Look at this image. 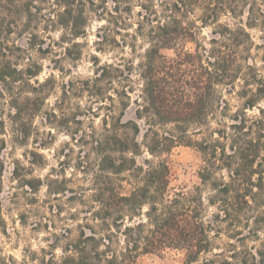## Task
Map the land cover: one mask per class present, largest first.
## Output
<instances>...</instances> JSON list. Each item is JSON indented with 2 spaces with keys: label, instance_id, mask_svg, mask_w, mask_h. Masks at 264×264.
<instances>
[{
  "label": "trees",
  "instance_id": "obj_1",
  "mask_svg": "<svg viewBox=\"0 0 264 264\" xmlns=\"http://www.w3.org/2000/svg\"><path fill=\"white\" fill-rule=\"evenodd\" d=\"M50 1L53 8L47 19L42 18L43 29L60 28L63 43L78 44L74 40L86 34L89 13L99 6L97 1L102 2L108 23L98 34L101 51L106 45L119 43L113 36L118 30L112 26L128 29L134 7L139 8L135 33L132 42L125 38L122 45L136 53L135 40L139 36L147 40L137 62L123 57L119 62L105 63L99 66L92 84L95 93L105 99L106 90L112 89L114 96L108 97L121 111L110 126L107 118L103 119V132L95 140L99 161L92 200L97 206L85 218L81 234L65 250L63 264H132L141 253L167 249L183 251V264H194L212 245V226L204 220L200 186L172 190L171 170L165 161L139 162L138 157L143 146L153 156L178 144L195 147L205 162L199 177L215 191L210 201L219 204L223 218H241L259 211L264 201V132L260 130L258 138H244L245 115L239 122L226 124L217 111L228 107L220 86L233 92L241 81L238 93L249 108L262 97L261 88H252L262 78L256 65L249 62L254 43L248 29L260 27L264 31V0H111L110 8L109 0ZM19 15L23 31H28L33 21L36 26L32 29H38L42 22L31 10H21ZM204 28H210L208 35L203 34ZM30 35L32 47L43 41L37 31ZM55 45L59 43L54 41L50 49ZM38 47L43 51L41 45ZM66 49L70 55L71 49ZM162 49H172L174 55L168 56ZM18 50L21 53L15 59L6 52L0 55V95H9L15 139L22 143L28 140L31 120L45 100L38 90L46 83H32L41 65L27 56L32 62L21 67L19 61L25 59L26 52L20 46ZM136 91V118L146 126L144 142L138 140V121L123 120ZM210 119L218 126L210 128ZM0 124L3 128L4 121ZM228 128L233 130L231 135ZM229 138L233 142L227 147L222 140ZM1 142L5 144L4 139ZM221 169L227 171V180L218 178ZM25 181L34 188L40 180ZM254 222L264 227V210L254 216ZM260 245L243 255L209 259L204 264H264V239Z\"/></svg>",
  "mask_w": 264,
  "mask_h": 264
},
{
  "label": "rangeland",
  "instance_id": "obj_2",
  "mask_svg": "<svg viewBox=\"0 0 264 264\" xmlns=\"http://www.w3.org/2000/svg\"><path fill=\"white\" fill-rule=\"evenodd\" d=\"M97 3L99 6L89 13L86 34L74 40L78 44L73 46L69 42H62L64 31L60 28L50 31L43 29L45 21L42 18L47 19L53 8L50 0H0V55L6 52L15 59L21 53L18 50L20 46L26 52L25 59L19 61L20 66H28L32 61L26 58L30 56L31 60L41 65V72L32 79V83L36 80L46 83L38 90L44 94L45 100L31 120L28 140L22 143L15 139L9 95H0V120L4 121L3 128L0 124V264H63L67 254L65 250L81 234L85 218L90 217V210L97 206L92 200L96 188L93 176L99 161L94 144L103 132V119L107 118L110 126L121 107L117 102L112 105L108 97L114 96L112 89L106 90L105 99L95 93L92 84L96 83V74L101 70L99 66L119 62L123 57L137 62L147 47V40L143 36L135 40L136 53H132L129 46L122 45L125 38L132 42L131 35L135 33L139 8L134 7V17L128 19V29H123L122 25L112 26L118 30L113 36L119 43L106 45L101 51L98 34L108 23L105 19L107 16L103 15L102 2ZM111 6L109 0L107 7ZM21 10L38 14L42 21L38 29H32L36 26V21H33L28 31L21 30ZM33 31H37L40 39H43L38 41L43 51L39 50L38 44L34 47L30 45V33ZM248 31L254 43L249 62L256 65L262 78L261 83L252 88H261L262 97L254 107L249 108L238 93L242 87L241 81L236 83L233 92L220 86L219 92L228 107L217 112L226 124L239 122L241 116L245 115L247 134L243 133V137L258 138L260 130L264 132V31L260 27ZM209 32L210 28L203 29L204 35ZM54 41L59 45L50 49ZM66 48L71 49L70 55ZM162 52L168 56L174 55L172 49H162ZM139 87L137 83L136 88ZM137 93L131 94L132 103L126 109L123 120L138 121L141 126L138 140L144 142L146 126L136 118L134 100ZM236 115H239V119H235ZM209 124L210 128L218 126L214 119H210ZM204 129L207 130L205 126ZM227 132L231 135L233 130L228 128ZM1 139L5 140V144ZM222 141H226L227 147L233 142L231 138ZM142 149L139 162L148 159L158 163L163 160L168 164L172 190H192L195 186L201 188L204 220L212 226V245L211 250L202 253L194 264H204L209 259L220 260L232 254L243 255L247 249L261 246L264 227L254 222V216L264 210V201L258 207L259 211L249 216L223 218L219 204L210 201L215 191L203 184L199 177L205 164L204 155L199 149L178 144L158 156L151 155L145 146ZM217 176L228 179L225 169L218 170ZM25 178L40 181L35 182L32 188ZM184 257L183 251L167 249L141 253L132 260V264H183Z\"/></svg>",
  "mask_w": 264,
  "mask_h": 264
}]
</instances>
